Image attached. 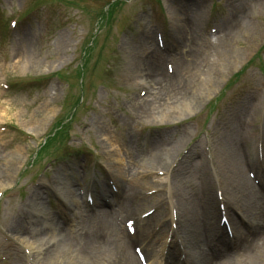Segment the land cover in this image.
I'll return each mask as SVG.
<instances>
[{
    "label": "rangeland",
    "instance_id": "374dc122",
    "mask_svg": "<svg viewBox=\"0 0 264 264\" xmlns=\"http://www.w3.org/2000/svg\"><path fill=\"white\" fill-rule=\"evenodd\" d=\"M109 1L0 0V181L5 184L0 190H6L0 197V264H16L15 257L26 264L29 259L24 246L13 239L10 231L5 229H9L13 223L24 239L31 240V236L38 231L29 232L26 228L24 217L27 215L29 216L27 219L32 217L31 203L43 198L46 209H52V205L57 201L56 192L61 191L59 181L68 184L67 191L70 188L83 190L95 181L96 173H99L97 163L107 175H113L110 170L105 169V164L113 161L108 160L109 152L113 150L117 149L121 153L119 165L113 166L114 173L121 171V176L116 181L135 182L139 185L140 210L147 211L150 204L160 201L154 215L145 222V225L151 226L152 229V226L162 217L157 227L165 223L164 226L171 228L172 224L175 226L177 223L170 216L169 206H171L170 200L177 206L172 192L178 187L182 189L184 183L180 177L185 179V175H188L193 182H197L198 177L211 183L213 179L205 176L207 174H204L202 169L190 160L186 163V174L183 172L181 176L179 173L183 165L176 166L177 163L174 165L176 167L173 170L172 183L166 185L165 174L156 175L150 172L147 158L150 154L152 156L158 150L170 149L166 161L161 160L158 166L166 168L170 160L174 158L177 146H187L182 152L189 148H203L206 151L209 147L205 143L209 145L207 140L211 139L212 135L207 134L209 132L206 130L202 131L203 125L208 127L207 130L214 125L219 127L223 124L234 129L231 134L234 137L233 144L236 152L239 153V163L242 162L246 149L253 147L250 139L244 143L242 134L239 136V143L237 138L241 122L250 123L252 115L254 120L256 117L264 120V76L261 71V69L264 70V50L260 51L259 57L244 69L239 80H235L234 85L228 88L222 102L219 100L214 107H211L209 102L214 101L213 97L224 90V84L230 81L232 74L241 69L240 67L244 64L247 65L245 62L264 42V0H126L116 8L111 24L103 27L96 38L84 89L86 96L83 105L88 103L89 106L80 108L76 119L69 127L68 140L55 143L47 153L39 154L34 163L29 164L34 159L39 144L47 139V134L59 118L58 113L63 97L67 95L71 99L78 98L81 83L75 70L72 72L69 69L68 85L52 79L50 86L43 90L38 88L18 90V88H26L24 85H18L19 78L64 70L73 60L72 68L75 67L80 47L81 53L82 48L97 29L99 12L107 8ZM257 5L261 8L256 11ZM210 7L211 18L207 17ZM252 8H255L254 12ZM173 9L176 11L179 9L181 18L189 22L197 18L199 42L203 41L204 36L199 37L200 28L209 25L217 26V32L207 33L206 36L210 42L214 43L217 37L222 38L224 26L227 23L232 21L233 25L238 24L229 36L230 40L234 37L237 42L236 46H232L234 45V43L231 44L232 40L229 42L231 45L228 49L231 48V56L228 57L232 61L239 59L235 64L230 61L226 73L214 75L213 64L221 66L222 61L215 60L220 55L221 49L213 48L209 59L207 56L198 67L193 69L192 73L185 76L189 78V88L193 89L189 95L194 96L190 102L192 108L187 111L182 110L180 119L168 123L166 120L160 121L150 108L145 109V113L138 112L135 97L138 96L140 88L136 84L137 78L148 81L145 77L148 75L143 74L141 67L153 61V55L148 50L152 51L158 44L156 28L162 29L165 42V48L160 52L163 56L160 62L161 68L166 71V64L171 63L173 58L177 72L180 70L181 57L178 62L177 57L186 48L181 45V48L175 50V54L171 53L170 48L180 44L181 34H183L180 30L181 26L175 29L177 26L175 23L179 17L172 19L170 13ZM17 18L19 20L16 26H11V19ZM207 18L209 19L206 20ZM199 19H201L200 22ZM126 54L131 56V65L126 62ZM133 61L134 64H132ZM139 71L141 73H137ZM134 73H137V78H134ZM214 78L217 79L213 81ZM202 79H206L204 86L200 83ZM13 83L15 85H12ZM157 87L148 92L144 98L156 96L157 99H161L157 101L163 103V99L167 100L169 95L159 94ZM154 91L155 93H152ZM187 100L189 102L190 98ZM220 106L224 109L236 106L239 108L225 113L220 112ZM217 109H219L218 112ZM205 119L208 121L205 122ZM165 122L166 124H163ZM212 131L211 129V133ZM185 132L187 137L184 135ZM196 133L198 139L193 137ZM220 135L221 131L215 137L217 141L221 139ZM108 141L113 143L112 148L107 147ZM64 144L79 150L78 154L73 155L71 149L65 154L60 153ZM57 154H60V158L54 159ZM184 154L180 152L177 155L178 160ZM205 156L207 158L204 170L214 172L218 178H223L225 173L222 169L220 170L216 161L213 163V151L210 149V154ZM253 159L252 154L249 157L250 164ZM260 167L263 169L264 163H261ZM162 170L166 171V169ZM246 170L247 174L248 170L257 172L253 163ZM105 176V173L101 174L99 177L102 181L89 187L92 190L91 203L85 195H81L77 200L78 205H75L68 214L71 220L77 219L73 216L80 215L84 209L86 212L83 213H87L88 219L90 215L94 216L100 210L109 208L104 201L106 194L103 192L107 190V186L110 189L112 187ZM45 178L48 179L49 184ZM226 182L231 184V181ZM158 185L163 186L162 191H151ZM214 187L224 190L220 185H214ZM215 189L216 195L218 189ZM82 200L88 206L83 207ZM109 200L113 203L112 207H116V203H119L117 195H109ZM92 205L97 207L91 209ZM178 207L179 204L177 206L179 214ZM236 219L238 220L237 217ZM219 221L220 215L217 218V222ZM255 223L256 219L252 224ZM179 225L181 228L182 221ZM35 226L41 229L39 223L32 225L34 228ZM150 238L154 242L153 247L156 245L161 247V250L165 244L166 247L175 244L173 241H168L167 234L160 233L156 238L151 236ZM45 241L40 242L44 244ZM57 241L55 245L61 242ZM63 247L64 245L54 249V254H59V249ZM68 253L74 257L72 249ZM79 258L77 257L78 262L81 260ZM152 261L158 263L156 257H153ZM40 263L47 264L44 260H40Z\"/></svg>",
    "mask_w": 264,
    "mask_h": 264
},
{
    "label": "bare ground",
    "instance_id": "6f19581e",
    "mask_svg": "<svg viewBox=\"0 0 264 264\" xmlns=\"http://www.w3.org/2000/svg\"><path fill=\"white\" fill-rule=\"evenodd\" d=\"M231 22L224 26L223 35L225 40L229 38L231 31H234L238 27V24L233 25ZM180 23L182 25L180 30L184 32L181 41L184 48H186L180 59V65L183 68L188 66L195 67L198 61H194V59H198L200 55V49L198 50L199 43L196 41L197 23L193 21L189 22L187 19ZM187 44L189 45L187 46ZM202 48L204 54L207 51L204 43ZM125 56L126 62L131 65L130 54H126ZM228 56H231L230 53L220 56L221 58L219 57L222 61L221 66L218 70L214 71V74L226 73V68H228L230 63L235 64L239 59L237 58L232 61ZM186 57H190L191 59H186ZM153 59L154 62L141 67V70L144 74L147 73L149 78L148 85L145 83L144 85L147 89L149 88L148 92H151L154 86L159 85L160 88H163L164 94L172 95L170 97L171 101L167 99L162 104L155 103L154 105L156 96L144 98L143 100L140 98L142 104L138 109H140V113H145V109L147 108L153 111L156 110L155 114L160 115V120L165 119L164 116L177 119L176 115L181 114L182 110L187 111L192 108L190 102L191 99H194V96L189 95L193 89L189 88L188 82L186 83L179 79V75L169 74L161 68L162 64L160 62H162L163 58L160 54L153 52ZM225 61L228 63H224ZM132 64H134V61ZM216 79L214 78L213 81ZM205 82L206 79H202L200 83L204 86ZM207 84H209V81H207ZM152 93H155V91ZM189 98L190 101L188 102L187 99ZM228 130L221 131V139L214 145V158L220 170L222 169L223 173H225L223 178H219V182L226 187L227 193L230 194V197H228L242 214L239 217V221L231 214L229 223L232 229L241 228L242 225L239 222H243L245 219H249L251 223L256 219L257 223L251 225V228L246 231L241 230L233 239L223 236L224 230H226L225 226L220 228L219 224H216L218 212L215 204L216 199L213 198V201L211 199L210 203L208 197H205V193L209 192V190L205 189V191H201L195 183H190L191 179L185 178L182 192L177 191L176 201L179 204L182 221L181 233L183 235L181 238H183V242L185 243L187 253L185 254L188 262H191L190 264H231L232 260H238L240 264H264V187L253 184L247 178L245 167L242 163H239V153L236 152L235 145L233 144L234 137L231 132L234 129ZM108 143H111L110 147L113 146L111 141H108ZM169 152L170 149L166 151V155H164L162 160L166 161V156L169 155ZM115 158L118 160L119 157L115 156ZM150 162L154 163L157 161L150 160ZM151 163H149V166L152 165ZM116 175L118 178L120 177V174ZM226 181H231L233 185ZM4 185V182L0 181V188H3ZM59 186L63 193L72 191V188L68 191L66 190L68 187L67 183L59 181ZM137 188V184L122 186L120 188L121 195L120 192L118 194L121 196L119 202V211L121 213L105 210L99 212L92 218V223L95 225L88 228L87 232H76L74 235L69 233L70 235H68V231L65 230L67 227L62 226L64 222L56 226L55 229H58L59 232L51 233L45 243L48 244V242L59 238L60 244L55 245L53 248H43L44 245L40 242L42 237H37L33 241H24L18 233L15 234L18 239L24 241L27 248L33 251L34 261L35 259L39 261L44 260L47 264H138L132 249L134 248L133 244H131L133 241L132 236L122 226V217L119 216L126 214L127 216H131L130 219L137 218L139 214L138 207H134L133 204L129 203L130 197H134L139 193ZM67 197L71 200L73 199L72 197ZM232 202L229 201L230 204ZM32 205L36 210L42 208L41 204L35 201H33ZM227 209L231 210V207L228 205ZM38 211H42V209ZM146 220L144 219L141 223ZM62 245L64 247L59 249V254H54V249ZM145 246L146 251L151 252V249L146 244ZM71 249L73 250L74 257L68 253ZM42 251L44 254L40 256L39 252L42 254ZM181 254L182 252L179 248H170L167 252V256L172 260L170 263L174 262L176 264L177 258ZM77 257L81 258L79 262L77 261ZM39 264L41 263L39 262Z\"/></svg>",
    "mask_w": 264,
    "mask_h": 264
}]
</instances>
